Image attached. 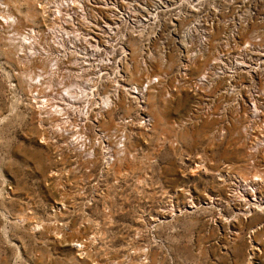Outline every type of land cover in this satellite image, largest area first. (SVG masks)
I'll return each instance as SVG.
<instances>
[{
	"label": "rangeland",
	"instance_id": "rangeland-1",
	"mask_svg": "<svg viewBox=\"0 0 264 264\" xmlns=\"http://www.w3.org/2000/svg\"><path fill=\"white\" fill-rule=\"evenodd\" d=\"M57 1L0 0V264H264L263 5Z\"/></svg>",
	"mask_w": 264,
	"mask_h": 264
},
{
	"label": "built area",
	"instance_id": "built-area-1",
	"mask_svg": "<svg viewBox=\"0 0 264 264\" xmlns=\"http://www.w3.org/2000/svg\"><path fill=\"white\" fill-rule=\"evenodd\" d=\"M81 1L82 0H58V5L52 11L53 12L52 13L53 14V20H56V22H57V24L59 26L63 25V27L67 31H69V34L64 33L65 40L68 39L67 38L68 35L71 38L74 34H78L77 39H74L75 40L74 43L75 42H78V41L81 42V40L83 38V37L79 36V32H80L79 29L82 28V25L87 24L88 12L90 11V9L92 7H96L98 5L100 7H102L101 5H103V3H102L103 0H83L82 2ZM160 1H162V0H160ZM189 1L193 5H197L198 6V4H200V2H202L204 0H189ZM207 1H214V2H217V3L223 2V3H227L228 5H232L233 3L236 4L238 2L239 4L237 5L236 13H235L236 20H237L236 21V24H237V27L238 28H241V26L243 27V24H245V23L247 24L251 19H253L254 17H256V15H257V9L254 8V7H252L251 4H253V3H260L264 7V0H207ZM67 2L74 3L75 4L74 10L79 13V16L78 17H75L74 20H73V22H71V24H64L63 23V17L64 16H69L70 15L69 14L70 11L60 10V8H59L63 3H67ZM235 4H233V5H235ZM244 5H246V6H244ZM136 15L134 17H137V18L138 17H142V18H145L147 20V17H143V16H140V15L139 16H136ZM116 16L119 18V15L118 14H116ZM96 18H98L97 15H96ZM121 19H122V20H120L121 21L120 22L121 24L122 23H128V24H130L132 26L130 32L133 35L140 34L143 31V29L145 27H147V25L150 22H152L150 20H149L150 21L149 23L136 22L135 20L133 21V19H134L133 17H131V19H129V18H121ZM261 20L264 21V14L261 17ZM63 29H61V31H59V33H62L63 32ZM95 48H97V46H95ZM80 52H82L85 55H87V53L84 50H82ZM93 53H95L94 49H93Z\"/></svg>",
	"mask_w": 264,
	"mask_h": 264
},
{
	"label": "bare ground",
	"instance_id": "bare-ground-1",
	"mask_svg": "<svg viewBox=\"0 0 264 264\" xmlns=\"http://www.w3.org/2000/svg\"><path fill=\"white\" fill-rule=\"evenodd\" d=\"M83 1V0H82ZM81 1V2H82ZM146 1V0H145ZM145 1L144 0H142V1H138L137 0V2H136V5L135 6H133L131 9H130V7L128 8V9H126V10H120L119 9V7H118V4H120V0H103L102 1V3H103V6L104 7H106V9H109V10H111V12L114 14L113 16L114 17H116V14H118L119 15V20H117V22H116V24H118V23H120L121 21L120 20H122L121 18H129V19H131L129 16H131V17H133V18H136V19H133V21L135 20L136 22H145V23H149L150 21H153L154 19H152L154 16H155V13L156 14H158V12L160 11V10H164V9H166V7H164V2L163 3H161L160 2V0H153V5L150 7L151 9H152V12L150 11L149 12V10L148 11H145V12H149V14L147 15V20L145 19V18H142V17H134L136 14V16H139L138 14H139V12H141V11H143L144 10V8H140V9H138L137 8V3L139 4V3H142V5L141 6H143V4H145ZM172 1V4H177V2L178 3H181L182 1H184V0H171ZM150 2H151V0H150ZM158 2V3H157ZM158 4V9H154L153 7L154 6H157V4ZM150 4V3H149ZM58 5V1H57V3L55 4V6H57ZM115 5V6H114ZM74 7H75V4L74 3H71V2H67V3H63L59 8H60V10H65V11H70L69 12V16H64L63 17V23L64 24H71V22H73V20H74V18L75 17H78L79 16V13L77 12V11H75L74 10ZM148 7V6H147ZM170 7H171V5H170ZM103 8V7H102ZM92 9V8H91ZM105 9V8H104ZM154 9V10H153ZM155 10H159L158 12H156ZM96 11V10H95ZM132 11H133V13H132ZM76 15H75V14ZM143 13V12H142ZM90 15V14H89ZM143 16H145L144 14H143ZM157 16V15H156ZM155 18V17H154ZM98 19V18H97ZM145 19V20H144ZM150 20V21H149ZM89 21V20H88ZM88 24H89V22H88ZM87 24V25H88ZM90 25V24H89ZM107 25V24H106ZM110 25V24H109ZM114 25V24H113ZM121 25V24H120ZM118 27V26H117ZM116 27V28H117ZM55 28L57 29V31H58V37L60 36V37H62V38H64V33H66V34H69V31H67L64 27H63V25H61V26H59L58 24H57V22H56V20H55ZM64 28V29H63ZM61 29H63V32L62 33H59V31H61ZM106 30V29H105ZM116 30V29H115ZM191 30V29H190ZM79 31H81V29L79 30ZM114 32V31H113ZM81 33V32H80ZM83 33V32H82ZM107 33H108V31H107ZM83 35V34H82ZM113 35V34H112ZM58 37H57V39H58ZM77 37H78V34H74L71 38L74 40V39H77ZM87 37V36H86ZM89 37V36H88ZM67 38L68 39H70V36L68 35L67 36ZM93 38V37H92ZM99 38V37H98ZM56 39V40H57ZM86 39H88V38H86ZM90 39V38H89ZM95 39V38H94ZM59 41L58 42H63V41H60V38L58 39ZM85 40V39H84ZM203 40H205V39H203ZM70 41H71V39H70ZM75 41V40H74ZM98 42V41H97ZM56 43V42H55ZM65 43V42H64ZM72 43V42H71ZM74 43V42H73ZM72 43V44H73ZM84 43V42H83ZM87 43H89V42H87ZM68 44V43H67ZM70 44V43H69ZM71 44V45H72ZM75 44V43H74ZM94 44V43H93ZM92 44V45H93ZM96 45V44H95ZM81 46V45H80ZM85 46H86V44H85ZM76 47V46H75ZM86 48V47H85ZM91 49V48H90ZM94 49L95 50H97V48H95L94 47ZM74 50V49H73ZM64 51V50H63ZM77 51V50H76ZM87 51V50H86ZM85 51V52H86ZM80 54V53H79ZM83 54V53H82ZM85 55V54H84ZM75 56V55H74ZM77 56V55H76ZM87 56V55H86ZM85 56V57H86ZM64 57V56H63ZM78 57V56H77ZM82 57V56H81ZM84 58V57H83ZM87 58V57H86ZM82 64V63H81ZM86 64V63H85ZM87 65V64H86ZM83 69V68H82ZM206 80V78H205V75H202L201 77H200V81L201 82H203V81H205ZM89 85H87V88H89L88 87ZM119 86H115V88H114V91H113V94L115 95V97L117 98V99H119V94H118V88ZM93 89L94 88H92L91 89V91H93ZM135 89V88H134ZM138 90V89H137ZM87 93H88V91H87ZM92 93V92H91ZM90 93V94H91ZM85 94V93H84ZM92 95V94H91ZM87 97H88V94H87ZM106 106H102V108H104V110H105V108H108L109 107V104H108V102L106 101ZM100 110H98V112H99ZM253 115L254 114H256L257 113V109H256V107H254L253 108Z\"/></svg>",
	"mask_w": 264,
	"mask_h": 264
}]
</instances>
